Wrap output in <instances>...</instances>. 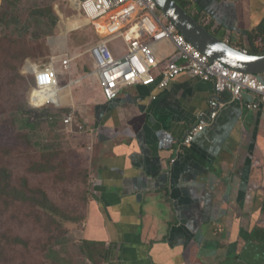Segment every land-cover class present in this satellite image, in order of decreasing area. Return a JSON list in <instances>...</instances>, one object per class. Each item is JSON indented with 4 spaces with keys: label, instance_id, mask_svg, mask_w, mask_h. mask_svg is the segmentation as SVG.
<instances>
[{
    "label": "crops",
    "instance_id": "crops-1",
    "mask_svg": "<svg viewBox=\"0 0 264 264\" xmlns=\"http://www.w3.org/2000/svg\"><path fill=\"white\" fill-rule=\"evenodd\" d=\"M185 4L217 37L249 54L264 0ZM6 6L0 0V10ZM94 45L83 54L68 45L50 48L59 88L56 104L45 107L54 111L48 120L57 147L87 163L84 220L71 229L81 234L79 244L103 245V264H264V104L248 109L254 96L236 102L188 76L163 92L157 84L126 88L109 103L88 56ZM157 51L168 57L173 48ZM67 57L73 62L64 72ZM29 101L38 109L31 94ZM213 109L217 118L186 145L198 115ZM70 112L86 132L64 133Z\"/></svg>",
    "mask_w": 264,
    "mask_h": 264
},
{
    "label": "rangeland",
    "instance_id": "rangeland-1",
    "mask_svg": "<svg viewBox=\"0 0 264 264\" xmlns=\"http://www.w3.org/2000/svg\"><path fill=\"white\" fill-rule=\"evenodd\" d=\"M71 2L75 7L77 0H5L7 6L0 10V264H87L80 252L81 234L78 237L66 226L67 218L87 204V163L82 155H72L70 148L57 147L51 137L54 122L48 120L54 111L26 108L19 88L30 96L35 85L34 77L26 74V64L49 65L50 48L68 45L83 54L91 43L99 42L90 24L77 29L75 20L80 19ZM180 3L185 5V0ZM16 47L22 50L13 58ZM24 54L29 56L23 67L14 71ZM17 73L26 83L16 82ZM37 190L44 192L53 212L41 209L39 214L32 202H19L41 201L42 193L33 194ZM54 232L58 239L52 252L38 258L39 244L42 247ZM18 238L28 244L18 243Z\"/></svg>",
    "mask_w": 264,
    "mask_h": 264
},
{
    "label": "built area",
    "instance_id": "built-area-1",
    "mask_svg": "<svg viewBox=\"0 0 264 264\" xmlns=\"http://www.w3.org/2000/svg\"><path fill=\"white\" fill-rule=\"evenodd\" d=\"M78 7L79 15L100 37L88 56L107 102L116 101L124 89L139 85L157 84L163 92L181 76H188L211 84L217 95H229L236 102L254 96L257 103L248 105V109L258 110L264 104V76L246 75L211 62L180 34L154 0H78ZM163 44L173 48L168 57H159L157 48ZM72 62L64 58L62 70L68 72ZM27 68L26 74L34 77L32 103L38 109L56 104L59 72L55 64H30ZM217 115L216 109L201 112L184 143L192 144ZM62 123L66 135L87 130L74 112L63 116Z\"/></svg>",
    "mask_w": 264,
    "mask_h": 264
},
{
    "label": "water",
    "instance_id": "water-1",
    "mask_svg": "<svg viewBox=\"0 0 264 264\" xmlns=\"http://www.w3.org/2000/svg\"><path fill=\"white\" fill-rule=\"evenodd\" d=\"M158 9L175 25L180 34L211 62L251 76H264V56L244 54L201 24L176 0H154Z\"/></svg>",
    "mask_w": 264,
    "mask_h": 264
},
{
    "label": "trees",
    "instance_id": "trees-1",
    "mask_svg": "<svg viewBox=\"0 0 264 264\" xmlns=\"http://www.w3.org/2000/svg\"><path fill=\"white\" fill-rule=\"evenodd\" d=\"M184 9L188 10V7L185 5H183L182 3H180V0H176ZM189 12V10H188ZM197 20L199 21L200 19L197 18ZM202 23V19L199 21ZM208 29V28H207ZM209 30V29H208ZM210 31V30H209ZM248 42L250 44V52L249 54L252 56H258V57H262L264 56V22L261 24V26L257 29V31L249 34L248 36ZM22 50L19 47H16L13 52V58L17 57L18 52ZM28 54H24L23 56H20L21 59L20 61L17 62V64H14V71L20 70L21 67H23L25 60L28 58ZM17 78H16V82L19 83H26L24 77H22L20 75V73H17ZM10 80V78H9ZM9 80H5V83L8 82ZM12 82H14V80H12ZM34 82L32 81V84ZM21 92L24 93V100H23V106H25L26 108H30L31 104L30 101L28 99L29 93L25 95V93H27V90L24 88V90L19 87ZM18 94H21L19 91H17ZM22 108V107H20ZM43 110V109H42ZM2 147H0V153H3V150L1 149ZM37 192L42 193V197H41V201L37 200V199H31V198H27V200L25 201V198L23 201H19V202H27L30 201L32 202L34 205L32 206L33 209H35L37 211V213H42V210H45L46 212H53L54 208L51 206L50 201L47 199V197L44 195L43 191L37 190L36 192H34V195H37ZM16 202V201H15ZM17 203V202H16ZM18 204V203H17ZM85 206L86 205H82L77 211L78 213H76V215H73L71 218H67V225L68 226V230L70 231L72 228H74L76 225H80L83 222V213L85 211ZM19 207V206H18ZM20 209V207L18 208ZM42 209V210H41ZM53 222L54 219L52 220ZM66 226L63 227L64 230H66ZM68 231V232H69ZM58 239V235H56V233L54 232L53 235L50 234L47 238V242L45 241L44 244H39V249H38V254L37 257L39 258V255L44 254V258L47 257L46 254L50 255L51 248L52 246L54 247V245H56V241ZM18 243L21 244H28V242H25L24 239L22 240L21 238L17 239ZM49 247V248H47ZM81 249L80 252L81 254L84 256V259L86 261H89L91 264H103V261L105 260V249L103 247V245L101 244H97V243H93V242H89V241H84L81 244ZM51 255H56V253H51ZM41 258V257H40Z\"/></svg>",
    "mask_w": 264,
    "mask_h": 264
},
{
    "label": "bare ground",
    "instance_id": "bare-ground-1",
    "mask_svg": "<svg viewBox=\"0 0 264 264\" xmlns=\"http://www.w3.org/2000/svg\"><path fill=\"white\" fill-rule=\"evenodd\" d=\"M75 8L76 9H78V3H76V6H75ZM80 19V18H79ZM81 21H85V20H82V19H80ZM87 22V21H86ZM88 23V22H87ZM84 24H86L85 22H84ZM84 24L82 23V22H80V21H77L76 22V24H75V26L77 27V29H79V28H81V27H84ZM80 30V29H79ZM55 43V42H54ZM57 43V42H56ZM60 94V93H59Z\"/></svg>",
    "mask_w": 264,
    "mask_h": 264
}]
</instances>
